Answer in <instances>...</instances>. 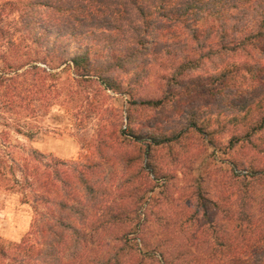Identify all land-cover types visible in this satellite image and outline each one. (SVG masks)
Masks as SVG:
<instances>
[{
  "label": "rangeland",
  "instance_id": "obj_1",
  "mask_svg": "<svg viewBox=\"0 0 264 264\" xmlns=\"http://www.w3.org/2000/svg\"><path fill=\"white\" fill-rule=\"evenodd\" d=\"M20 1L0 0V262L258 264L264 5L165 22L120 62L114 37L50 53Z\"/></svg>",
  "mask_w": 264,
  "mask_h": 264
},
{
  "label": "trees",
  "instance_id": "obj_2",
  "mask_svg": "<svg viewBox=\"0 0 264 264\" xmlns=\"http://www.w3.org/2000/svg\"><path fill=\"white\" fill-rule=\"evenodd\" d=\"M255 1H260V6L264 5V0H25L20 3L30 12L28 15L30 22H22L25 23L26 31H29L30 35H36L37 37L34 38L38 42L42 39L39 29L48 32L46 43L52 54L59 52L61 48L65 51L73 41L83 42L88 41L87 39L99 41L103 37H114L113 40H123L126 43L120 48L121 50L114 51H121L130 56L145 50L146 45L149 44L147 40L149 33L162 29L165 22H167L166 26L171 22H183L187 27L192 22H199L208 17L220 19L228 11L250 5ZM38 10L44 17L35 21L32 14L37 13ZM53 30H55V35L51 34ZM127 37L132 38L136 43L129 41L131 46L127 47ZM91 47L84 46L81 53L69 59L74 68L80 66L87 72L95 69V65L90 60ZM114 53L110 55L113 60ZM127 55L118 60L121 62L127 59ZM262 122L264 123V120ZM262 122L258 127H262ZM263 202L262 199L261 203ZM248 207L245 205V209ZM243 213L240 219L245 218L252 222L250 218L253 214ZM257 231L255 230L254 234L260 233ZM257 238L259 241H264V234ZM227 241L225 242L227 252L231 253L232 242L229 240L227 243ZM15 251L20 256H31L35 253L28 239L18 243ZM0 254L5 258L4 248L0 249ZM262 255L264 252L257 257L258 264H264ZM48 257L51 260L53 253H49ZM50 263L53 264V262Z\"/></svg>",
  "mask_w": 264,
  "mask_h": 264
}]
</instances>
